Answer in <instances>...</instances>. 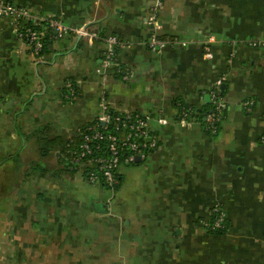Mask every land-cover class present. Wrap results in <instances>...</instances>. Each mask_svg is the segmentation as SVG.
I'll list each match as a JSON object with an SVG mask.
<instances>
[{
  "label": "crops",
  "instance_id": "obj_1",
  "mask_svg": "<svg viewBox=\"0 0 264 264\" xmlns=\"http://www.w3.org/2000/svg\"><path fill=\"white\" fill-rule=\"evenodd\" d=\"M6 1L98 37L51 30L36 56L0 16V264H264V45L250 44L264 41V0H163L159 32L182 44L157 52L146 45L155 0ZM108 35L121 44L105 78ZM220 79L219 133L197 117L181 125V107L206 108ZM102 90L159 137L114 188L61 153L101 114ZM215 208L223 232L205 224Z\"/></svg>",
  "mask_w": 264,
  "mask_h": 264
},
{
  "label": "built area",
  "instance_id": "obj_2",
  "mask_svg": "<svg viewBox=\"0 0 264 264\" xmlns=\"http://www.w3.org/2000/svg\"><path fill=\"white\" fill-rule=\"evenodd\" d=\"M163 7V0H155L151 7L147 23L152 27L151 34L146 41V45L152 51H162L167 46L182 44L177 37L162 36L160 30V12ZM0 16L11 20L12 25L19 38L30 45L33 53L39 56L44 49V32L35 29L32 24H44L52 30H57V36H63L73 33L76 36H85L89 40L98 37L96 33L90 32L85 26L75 27L64 23L61 19L50 15H38L32 13L25 7L15 5L6 0H0ZM214 37H210L208 42H213ZM107 47L104 52L101 66L97 71L107 78L106 69L110 67L116 57L117 47L121 44L120 39L115 35L105 37ZM251 45H264V41H251ZM207 56H212L210 45L205 44ZM222 79L210 92V99L214 105V110L206 115L205 129L211 134L218 132L219 123L223 120L224 111L227 109V102L221 94ZM68 97L77 94L75 84L68 82ZM246 108L250 111L254 102L246 100ZM101 114L96 118V123L87 125L84 129L79 128L80 139L78 144L69 147L65 153L69 163H76L80 167H89L88 180L90 182H103L111 188L118 183L117 174L121 166L125 164L138 163L137 159L144 161L148 156L158 148L159 137L152 131L150 126V117L147 114L138 111H117L113 113L111 100L106 90H102L100 95ZM115 110V109H114ZM191 109L183 107L179 117L181 125H189L191 119ZM158 123L165 125L168 120L165 117H159ZM264 141V135L262 136ZM217 216L212 222L205 224L210 229L222 227L225 216L219 208H215Z\"/></svg>",
  "mask_w": 264,
  "mask_h": 264
},
{
  "label": "trees",
  "instance_id": "obj_3",
  "mask_svg": "<svg viewBox=\"0 0 264 264\" xmlns=\"http://www.w3.org/2000/svg\"><path fill=\"white\" fill-rule=\"evenodd\" d=\"M32 26H33L35 29H37V30H41V31H44V32H45V35H44V43H45V44H44V49H45V46H46L47 41H48L49 34L51 33V30H52V29H51L50 27H48L47 25H44V24H38V23H33ZM44 49L42 50V52H44ZM75 88H76V90H77V86H76V85H75ZM67 92H68V90H67ZM221 94H222V96H224V95H225V92L222 90V91H221ZM183 107L188 108V109H191L192 113H191V115L189 116V119H193V118H196V117H197V119H199V121H201V122L204 123V126H205V118H206V115H208L209 113H211V112L214 110V105H213L211 99H210V101L207 103L206 108H203L201 111H198L196 107H193V106H185V105H183V106L181 107V109H180V113H179L178 119H179V117H180V115H181V110H182ZM207 107H208V108H207ZM116 112H117V110H114V109H113V113H116ZM226 112H227V109L224 111L223 119H224V117H225V115H226ZM204 117H205V118H204ZM222 121H223V120H222ZM222 121H221V122H222ZM221 122L219 123L218 132L215 133V134H212V135H217V134L219 133ZM94 123H96V120H95V121H92V122L89 123V124L83 125V126L80 127V128H81V129H84L87 125L94 124ZM207 132H208V131H207ZM208 133L211 134L210 132H208ZM79 139H80V136H79L78 131H77V133H76L73 137H71L70 139L66 140V142L63 143L61 153H63V154L65 155V153H66V151H67V149H68L69 147H70V148H71V147L74 148V146L78 144ZM132 164H136V163H132ZM125 165H126V164H125ZM88 171H89V167H85V176H86L87 179H88ZM117 178H119L118 175H117ZM118 183H119V179H118ZM118 183L115 185V187L118 185ZM216 216H217V213H215V214L213 215V217H212V219H211L212 222H214ZM226 228H227V220L225 219V221H224L223 224H222V227H220V228H216V229H210V230H211V232H216V233H218V232H223V231H225Z\"/></svg>",
  "mask_w": 264,
  "mask_h": 264
},
{
  "label": "water",
  "instance_id": "obj_4",
  "mask_svg": "<svg viewBox=\"0 0 264 264\" xmlns=\"http://www.w3.org/2000/svg\"><path fill=\"white\" fill-rule=\"evenodd\" d=\"M54 32H55V34H58V31H57V30H54ZM223 86H224V84H222V85H221V89H222V90L224 89V87H223ZM206 100H207V101H210V95H207V96H206ZM137 162L139 163V162H140V160H139V159H137Z\"/></svg>",
  "mask_w": 264,
  "mask_h": 264
},
{
  "label": "rangeland",
  "instance_id": "obj_5",
  "mask_svg": "<svg viewBox=\"0 0 264 264\" xmlns=\"http://www.w3.org/2000/svg\"><path fill=\"white\" fill-rule=\"evenodd\" d=\"M69 165L72 167L71 164H69ZM134 165H135V164H132L131 166H134ZM67 167H68V166H67ZM76 185H78V184H76ZM84 185H86V184H84ZM86 186H88V185H86ZM89 187H90V190H89V191L91 192V190H93V186H89ZM90 192H89L88 194H90ZM109 192H110V191H109ZM91 195H92V194L89 195L90 198H91Z\"/></svg>",
  "mask_w": 264,
  "mask_h": 264
},
{
  "label": "flooded vegetation",
  "instance_id": "obj_6",
  "mask_svg": "<svg viewBox=\"0 0 264 264\" xmlns=\"http://www.w3.org/2000/svg\"><path fill=\"white\" fill-rule=\"evenodd\" d=\"M89 181V180H88Z\"/></svg>",
  "mask_w": 264,
  "mask_h": 264
}]
</instances>
